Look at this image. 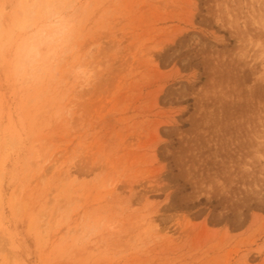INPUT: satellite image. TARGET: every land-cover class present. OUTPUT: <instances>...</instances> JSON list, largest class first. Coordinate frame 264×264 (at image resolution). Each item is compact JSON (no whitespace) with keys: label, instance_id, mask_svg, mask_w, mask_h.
Masks as SVG:
<instances>
[{"label":"rangeland","instance_id":"374dc122","mask_svg":"<svg viewBox=\"0 0 264 264\" xmlns=\"http://www.w3.org/2000/svg\"><path fill=\"white\" fill-rule=\"evenodd\" d=\"M47 8L67 41L22 76ZM12 263L264 264V0H0Z\"/></svg>","mask_w":264,"mask_h":264},{"label":"clouds","instance_id":"9594fccd","mask_svg":"<svg viewBox=\"0 0 264 264\" xmlns=\"http://www.w3.org/2000/svg\"><path fill=\"white\" fill-rule=\"evenodd\" d=\"M67 18L50 8L25 11L17 31V70L22 76L39 77L46 73L67 41Z\"/></svg>","mask_w":264,"mask_h":264},{"label":"bare ground","instance_id":"6f19581e","mask_svg":"<svg viewBox=\"0 0 264 264\" xmlns=\"http://www.w3.org/2000/svg\"><path fill=\"white\" fill-rule=\"evenodd\" d=\"M10 253H11V252H10ZM17 259H18V258H17ZM11 261H12V259H11ZM17 261H18V260H17ZM12 262H13V261H12ZM18 262H20V261H18ZM18 262H17V263H18ZM17 263H16V264H17ZM12 264H13V263H12Z\"/></svg>","mask_w":264,"mask_h":264}]
</instances>
